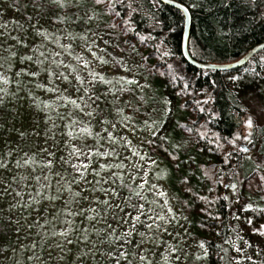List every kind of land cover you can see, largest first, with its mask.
I'll use <instances>...</instances> for the list:
<instances>
[{"label": "rangeland", "instance_id": "1", "mask_svg": "<svg viewBox=\"0 0 264 264\" xmlns=\"http://www.w3.org/2000/svg\"><path fill=\"white\" fill-rule=\"evenodd\" d=\"M100 23L97 9L31 6L24 14L0 0V215L13 229L0 264H205L208 249L167 182L170 170L146 146L169 129L133 115L124 94L146 84L140 56L114 55L116 41ZM249 92L238 146L247 148L243 172L259 168L264 188V159L250 136L254 123L264 128V101ZM163 102L179 110L175 95L165 92ZM101 103L109 109L100 114ZM226 192L231 264H264L245 212H264V197L245 192L241 202L237 181Z\"/></svg>", "mask_w": 264, "mask_h": 264}, {"label": "trees", "instance_id": "2", "mask_svg": "<svg viewBox=\"0 0 264 264\" xmlns=\"http://www.w3.org/2000/svg\"><path fill=\"white\" fill-rule=\"evenodd\" d=\"M12 1L24 14H29L31 6L53 14L59 9L69 13L97 9L100 25L116 41L117 50L112 53L139 54L146 84L124 94H132L133 115H153L169 129L163 140L147 141V149L167 164V182L191 220L193 236L208 249L205 264H231L234 227L226 188L237 181L241 202L245 192L264 197L263 172L255 167L243 172L244 159L238 146L240 129L248 115L244 100L251 94L249 90L258 91L264 101V49L237 68L202 69L187 63L182 55L183 11L161 0H65L63 4L56 0ZM177 1L191 12L188 50L197 60L232 62L264 41V0ZM164 91L177 97L178 111L166 108ZM99 107L100 114L109 109L106 103ZM250 136L259 143L257 150L264 159L263 126L254 123ZM197 150L214 159H191V151ZM121 186L133 190L128 184ZM245 212L250 236L264 245V212L253 207ZM12 234L8 220L0 215V256ZM246 262L262 264L251 259Z\"/></svg>", "mask_w": 264, "mask_h": 264}, {"label": "water", "instance_id": "3", "mask_svg": "<svg viewBox=\"0 0 264 264\" xmlns=\"http://www.w3.org/2000/svg\"><path fill=\"white\" fill-rule=\"evenodd\" d=\"M162 2L175 6L179 9H181L184 13L185 22H184V33H183V43H182V55L187 63H189L192 66H195L197 68L202 69H218V70H229L233 68H237L245 63H247L252 56L257 54L259 51L264 49V41L256 44L253 46L245 55L240 57L237 60H234L232 62H226V63H212V62H204L195 59L191 56L189 50H188V43L191 33V26H192V15L189 10V8L177 1V0H161ZM240 146L242 147V150L240 151L241 154L247 151V148H245V144L241 143ZM246 149V151H245Z\"/></svg>", "mask_w": 264, "mask_h": 264}, {"label": "snow or ice", "instance_id": "4", "mask_svg": "<svg viewBox=\"0 0 264 264\" xmlns=\"http://www.w3.org/2000/svg\"><path fill=\"white\" fill-rule=\"evenodd\" d=\"M29 59H31V58L29 57ZM248 123H249V125H251V123H252L251 120H249ZM245 151H246V149H245ZM233 187H234V186H233Z\"/></svg>", "mask_w": 264, "mask_h": 264}]
</instances>
